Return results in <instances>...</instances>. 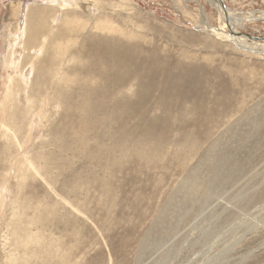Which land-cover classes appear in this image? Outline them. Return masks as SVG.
Instances as JSON below:
<instances>
[{
    "label": "rangeland",
    "instance_id": "1",
    "mask_svg": "<svg viewBox=\"0 0 264 264\" xmlns=\"http://www.w3.org/2000/svg\"><path fill=\"white\" fill-rule=\"evenodd\" d=\"M23 1L26 14L52 5L50 39L67 15L86 26L52 38L67 43L62 63L24 40L6 69L14 0H0V121L20 128L0 129V264H264V19L206 4L202 26L197 4L171 0ZM223 1L237 17L264 11ZM104 15L128 32L91 28ZM221 23L226 40L207 31Z\"/></svg>",
    "mask_w": 264,
    "mask_h": 264
},
{
    "label": "bare ground",
    "instance_id": "2",
    "mask_svg": "<svg viewBox=\"0 0 264 264\" xmlns=\"http://www.w3.org/2000/svg\"><path fill=\"white\" fill-rule=\"evenodd\" d=\"M35 1H37L38 2V0H34V2ZM46 2L48 1V3H50V2H52V3H54V1L55 0H45ZM57 1V0H56ZM76 1V0H75ZM78 1V0H77ZM86 1V0H85ZM84 1V2H85ZM36 2V3H37ZM63 2H65L66 3V1L65 0H63ZM80 2V1H79ZM121 2V1H120ZM224 1L223 0H171V3H173V5H174V3H175V5H182V6H184V7H186V6H188L189 4H191V3H195V4H197L198 6H199V13H198V16H199V19H200V24L203 26V24L204 23H206L205 22V20H204V18L205 17H207L206 16V4H209L211 7H213V8H215L217 11H218V13H219V16H220V18L221 19H224L225 17H228V16H230V17H232V18H234L235 20H240V21H242V22H244L245 20H247L246 18H251V19H248V20H252V18L253 19H257V21H259V20H261V19H264V11H262L258 16L256 15V12H255V14L254 13H252V14H250L251 16L250 17H247V15H246V17H237L236 16V14H235V12H233L231 9H230V7L228 6H225L224 5V3H223ZM13 4H12V6H9V11H11V13H10V16H9V18L8 19H10L12 22L10 23V27H9V30H8V32L7 33H9V35L7 36V33L6 34H3L4 36H6L7 38L5 39V50H4V53H3V55H2V65H3V67L4 68H6V69H8V68H14L17 64V59H18V54L22 51L21 50V47H20V44H23V42H24V40H25V43L26 44H34V45H36L37 44V46L39 45V48L38 49H40V48H42V47H44V49L46 50V48H47V46L48 45H50L52 48H53V50L52 51H54V53H52V55L54 54L55 55V57L57 58L56 59V61H59V62H63L64 61V57H66V50H65V47L67 46V43H63V42H61V40L60 41H54L53 39L54 38H56L55 36H56V34H58V32L59 31H63V32H73V31H75V33H76V29L74 28V27H76V26H79V27H84V26H86V25H84L83 24V26H82V21H80V20H82V18L80 17V16H76L75 17V19L76 20H74V19H72L71 20V18H68L69 16L67 15V17H65V19L62 21V23H61V26L60 25H57V27L59 26L60 27V29L57 31V32H55L56 34H55V36H52L51 37V39H50V33H52L53 32V30H55L54 29V27H53V25H54V21H51V17L53 16V14H54V11L52 10L53 9V7H52V5H50L48 8H47V10H46V8H45V3H44V5H42L41 3V5H39V6H41V7H37V8H35V10L33 11V12H29V10H28V12H27V14H26V11H24V8L26 7L27 8V5L29 6V4L28 3H26V2H24L23 0H21L19 3H17L15 0H14V2H12ZM36 3H32V4H36ZM43 3V2H42ZM61 3H62V1H61ZM78 3V2H77ZM116 3V2H115ZM114 3V4H115ZM39 4V3H38ZM64 4V3H63ZM83 4V3H82ZM49 5V4H48ZM99 5V4H98ZM112 5V4H111ZM172 5V4H171ZM31 6V5H30ZM59 6V5H58ZM78 6V5H77ZM193 6V5H192ZM55 7H57V6H55ZM75 7V6H74ZM195 7V6H194ZM61 8H63V7H60L59 6V9H61ZM67 8H69V7H67ZM72 7H70L68 10H66V11H68L69 12V10L71 9ZM98 8H100V7H98ZM174 8V7H173ZM51 9V11H49ZM73 9V8H72ZM113 9V8H112ZM21 10H22V12L23 13H20L21 12ZM179 10V9H178ZM79 11V10H78ZM91 11V10H90ZM53 14H52V13ZM111 12V11H110ZM95 13V12H94ZM104 13H105V11H104ZM193 14V13H192ZM238 14V13H237ZM248 14V15H249ZM256 15V16H255ZM10 17H12V18H10ZM24 17H27L28 19L25 21L26 22V25H25V27L24 28H22V20L24 19ZM207 19V18H206ZM88 22H89V20H87ZM252 21H254V22H256V20H252ZM93 22V21H92ZM86 23V22H85ZM253 23V22H252ZM88 24V23H87ZM213 24V23H212ZM211 24V25H212ZM222 24V23H221ZM220 25V24H219ZM207 26V25H206ZM218 26V25H217ZM197 27V26H196ZM208 27V26H207ZM6 28V27H5ZM91 28H93V29H96L97 31H101V32H103V31H105V32H109L110 30H115V31H117V32H120V33H123V34H125V32L127 31L125 28H122V27H120V25L119 24H117V23H115L113 20H111V18L110 17H108V15H104L103 16V18H101V19H98V20H96V21H94V23H92V27ZM84 29V28H83ZM205 29V28H204ZM57 30V29H56ZM90 30V29H89ZM92 30V29H91ZM50 31H52V32H50ZM205 31H206V29H205ZM207 31H208V33H210L211 35H213V36H215V37H217V38H220V39H224V40H226L227 39V36H228V34H227V28L225 27V26H223V24L222 25H220L219 27H216V28H210V30L209 29H207ZM3 32V31H2ZM79 33H81L82 32V29H81V32L80 31H78ZM87 32V31H86ZM86 32H84V34L86 33ZM88 32H90V31H88ZM92 32V31H91ZM90 32V33H91ZM128 32V31H127ZM129 36H134V35H132L131 34V31H129ZM24 34H26L25 36V38L23 39V35ZM77 34V33H76ZM82 34H83V32H82ZM62 35H64V33L62 34ZM62 35H60V36H62ZM93 35V34H92ZM76 36V35H75ZM77 36H78V34H77ZM28 37H30V39H28ZM79 37H80V35H79ZM5 38V37H4ZM53 38V39H52ZM61 38H63V37H61ZM27 40V41H26ZM21 41H22V43H21ZM69 41V40H68ZM117 41V40H116ZM24 47V50L25 49H27V48H29V46L28 47H25V45L23 44V46H22V48ZM51 47H49V48H51ZM244 47H247L246 45H244ZM33 47L31 46V49H32ZM36 48V47H35ZM251 48V47H250ZM256 49H259V50H257V52L259 51L260 53L261 52H264V44H260V45H258V46H256L255 47ZM254 48V49H255ZM261 48V49H260ZM255 49V50H256ZM28 50V49H27ZM30 50V49H29ZM35 51V50H34ZM25 52V51H24ZM29 52V51H28ZM31 52H33V51H31ZM30 52V53H31ZM51 52V51H50ZM29 53V54H30ZM37 53V52H36ZM253 53V52H252ZM28 54V53H27ZM27 54L25 53L24 55H26L27 56ZM32 54V53H31ZM30 54V55H31ZM21 55V54H20ZM37 55H38V53H37ZM259 55V54H258ZM26 56H23L24 58H26ZM32 56V55H31ZM30 56V58L32 59V57ZM34 56V55H33ZM1 57V56H0ZM73 57V56H72ZM71 57V59L70 60H73L74 61V59H75V56L72 58ZM24 58H23V60H24ZM39 59V58H38ZM22 60V59H21ZM33 60H35V59H33ZM33 60L31 61V62H33ZM52 60H53V58H52ZM55 60V59H54ZM25 61H29V59L28 60H25ZM36 61V60H35ZM39 61V60H38ZM37 61V62H38ZM23 64H24V62H22ZM21 63V64H22ZM26 63V62H25ZM41 63H44V62H42L41 61ZM29 64V63H28ZM27 64V65H28ZM36 64H38V63H36ZM57 64V62H55V65ZM42 65V64H41ZM40 65V66H41ZM53 65V64H52ZM39 66V67H40ZM45 66V65H44ZM49 64H48V66H47V68H48V70H49ZM54 66V65H53ZM56 66H58V64L56 65ZM36 67V66H35ZM38 67V68H39ZM59 67H61L60 65H59ZM38 68L36 67V69L38 70ZM50 68H51V66H50ZM54 68V67H53ZM58 68V67H57ZM52 69V68H51ZM62 69V68H61ZM60 69V70H61ZM53 70V69H52ZM50 71V72H52L53 73V71ZM55 70V69H54ZM58 71H59V69H57ZM24 71V70H23ZM34 71V70H33ZM76 71V70H75ZM21 73V72H20ZM52 73H50L51 74V76H52ZM56 72H54L53 74H55ZM58 73V72H57ZM48 74V73H47ZM59 76V75H58ZM7 77H9V79H11V77H10V74H8V76ZM64 77H65V74L63 73V75H62V77H61V79H60V81H65L66 82V84L67 83H70V81H72L73 79H75L74 77L75 76H73L72 74H66V78L64 79ZM17 79V78H16ZM15 79V80H16ZM42 80V79H41ZM49 80V79H48ZM22 81H23V78H22ZM26 82V81H25ZM36 82H37V80H36ZM35 82V83H36ZM14 84V83H13ZM58 85V84H57ZM17 86V85H16ZM11 88H12V86L11 87H9V85L7 86V85H5L4 86V91L6 92V91H9L10 93H11ZM14 88V87H13ZM15 91V90H14ZM57 94H58V92H57ZM59 95V94H58ZM45 100V99H44ZM44 102L46 103V101H43V104H44ZM46 105V104H45ZM18 111V110H17ZM39 112V111H38ZM28 113H30V114H32L33 112H28ZM42 113V112H41ZM3 116V115H2ZM263 116V115H262ZM16 117H17V115L15 114V113H13L12 115H11V118L12 119H16ZM3 118V117H2ZM9 120V119H8ZM14 121V120H13ZM6 123V122H5ZM4 122H3V119H2V121H0V129L2 128H7V130H11L12 132H13V134L15 135V138L17 139L18 137H17V134H16V132L17 131H15V130H20V128H18L17 127V125H16V122H11L10 124H9V127H7V125L5 124ZM7 123H9V122H7ZM15 126V127H14ZM31 127L30 128H32L33 126L32 125H30ZM12 135V134H11ZM11 139V138H10ZM19 140V139H18ZM11 141H13V140H11ZM18 142V141H17ZM259 143V142H258ZM17 144V143H16ZM27 144V143H26ZM17 146V145H16ZM23 146H24V144L22 145H20V147L23 149ZM16 149H17V147H16ZM21 149V150H22ZM19 151V150H18ZM20 153V152H19ZM26 160V162H27V166H26V168H28V169H32V170H36V168L34 167V164H33V162H32V160L31 159H29V158H26L25 159ZM18 164V163H17ZM23 166V165H22ZM20 167V166H19ZM25 168V169H26ZM20 169V168H19ZM20 170H22L23 171V169H20ZM213 170V169H212ZM19 171V170H18ZM17 171V172H18ZM16 172V171H15ZM25 172V171H24ZM29 173V172H28ZM27 174V173H26ZM24 175V174H23ZM28 176V175H27ZM27 176H26V178H27ZM19 177H20V175H19ZM24 177V176H23ZM193 177H195V176H193ZM236 177V176H235ZM17 178V177H16ZM24 180V179H23ZM187 181H188V178L186 179ZM185 180V181H186ZM192 180V179H191ZM185 181H183V182H185ZM186 181V182H187ZM185 182V183H186ZM192 182H193V180H192ZM20 183H23V182H20ZM189 183H191V182H189ZM184 184V183H183ZM187 184H188V182H187ZM193 184H194V182H193ZM196 188H197V185L195 186ZM194 187V188H195ZM189 188V187H188ZM193 188V187H192ZM193 188V191H192V196L193 197H195V195H197L198 194V192H197V190H195ZM199 188V187H198ZM200 188H202V187H200ZM181 189V188H180ZM187 191H189V190H187ZM187 191H185V192H187ZM201 191V190H200ZM178 192V191H177ZM181 192H182V190H181ZM188 193V192H187ZM190 194V193H189ZM201 194V193H200ZM175 195H177V193L175 194ZM191 196V195H190ZM210 197V196H209ZM0 198H1V196H0ZM2 198H3V196H2ZM3 200V199H2ZM171 201H172V199H171ZM173 201H174V199H173ZM172 204V203H171ZM180 204V203H179ZM177 205V204H176ZM171 206V205H170ZM170 208V207H169ZM168 208V209H169ZM175 208V207H174ZM177 208V207H176ZM182 207H180L179 206V212L183 209V210H185L184 209V207L181 209ZM182 210V212H184ZM168 211V210H167ZM170 212V210L168 211V212H166V213H169ZM178 212V213H179ZM174 212H173V210H172V212L170 213V214H173ZM176 213H177V211H176ZM175 214V213H174ZM180 214V213H179ZM179 214H177V215H179ZM167 215V214H166ZM169 215V214H168ZM172 216V215H171ZM36 217V216H35ZM164 217H166V216H164ZM169 216H167V220L169 219L168 218ZM39 218H40V216H39ZM160 218L161 219H163L164 220V218H162V216H160ZM171 218V217H170ZM174 218V215H173V217L170 219V220H172ZM15 219V218H14ZM13 219V220H14ZM166 219V218H165ZM12 220V221H13ZM21 220V219H20ZM162 220V221H163ZM162 221L160 220V222L162 223ZM165 221V220H164ZM163 221V222H164ZM37 222V221H36ZM168 222H170V221H168ZM13 223V222H12ZM159 223V222H158ZM165 223H167V222H165ZM173 223V222H172ZM175 223V222H174ZM173 223V224H174ZM11 224V223H10ZM22 224V223H21ZM171 224V223H170ZM224 224H226V223H224ZM18 225V224H17ZM24 225V224H23ZM161 225V224H160ZM162 225H164V224H162ZM10 226V225H9ZM15 226V225H14ZM156 226H158V225H156ZM165 226V225H164ZM170 226H172V224L170 225ZM175 226H177V224H175ZM12 226H10V228H11ZM20 227V226H19ZM29 227V226H28ZM168 227H169V225H168ZM215 228V227H214ZM214 228H211L210 229V231L207 233V234H209V235H212L213 233H216L217 232V229L219 230L220 228H217V229H214ZM234 228V227H233ZM11 230H12V228H11ZM223 230H225L224 228H223ZM8 231V230H7ZM220 231V230H219ZM239 231V230H238ZM9 232V231H8ZM26 232V231H25ZM229 232H231V233H233L234 232V230H232V229H227V230H225L224 232H223V234H220L219 235V237L220 236H223V235H225V236H229V235H227V234H229ZM4 233V232H3ZM222 233V232H221ZM235 233V232H234ZM26 236V235H25ZM242 237V236H241ZM28 238V237H27ZM205 238V237H204ZM229 238H230V236H229ZM227 240H229V239H227ZM226 240V241H227ZM146 241V240H145ZM158 242V241H157ZM231 242V241H230ZM159 243V242H158ZM217 243V242H216ZM236 243L237 242H234V241H232V243L231 244H229V245H226V244H224L223 245V248H224V252L223 253H227V254H229L230 253V251L232 252V250L231 249H233L234 247H235V245H236ZM35 244V243H34ZM61 244V243H60ZM218 244V243H217ZM207 245V244H206ZM63 246V245H62ZM158 246V245H157ZM51 247V246H50ZM160 247V246H159ZM214 247V246H213ZM212 247V248H213ZM170 248V247H169ZM211 248V247H210ZM48 249V248H47ZM139 250V249H138ZM160 251V250H159ZM219 251V250H218ZM35 252V251H34ZM139 252V251H138ZM153 252V251H152ZM140 253V252H139ZM167 253V252H166ZM219 254V253H218ZM232 254V253H231ZM148 255V254H147ZM210 255V254H209ZM244 255H246V254H244ZM23 256V255H22ZM214 256V255H213ZM41 257V256H40ZM11 258V257H10ZM62 258H63V260H66V257L65 256H62ZM68 258V257H67ZM50 259V258H49ZM165 259V258H164ZM216 259V258H215ZM212 260V261H214V263H211L212 261H209L208 262V264H219L218 262H215L216 260ZM6 260V259H5ZM8 260V259H7ZM43 260V259H42ZM51 260V259H50ZM245 260V258H242V261L241 262H239L238 264H240V263H242L243 261ZM35 261V260H34ZM59 261V260H58ZM57 261V262H58ZM15 260H12L11 261V264H15ZM23 262V261H22ZM33 262V261H32ZM39 262V261H38ZM66 262H68V261H66ZM207 262V261H206ZM226 262H229V260H226ZM232 263V262H231ZM28 264V263H27ZM42 264V263H41ZM227 264H229V263H227Z\"/></svg>",
    "mask_w": 264,
    "mask_h": 264
}]
</instances>
